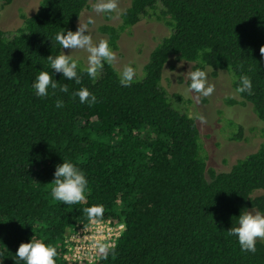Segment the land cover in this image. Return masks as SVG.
Returning a JSON list of instances; mask_svg holds the SVG:
<instances>
[{
	"label": "trees",
	"instance_id": "obj_1",
	"mask_svg": "<svg viewBox=\"0 0 264 264\" xmlns=\"http://www.w3.org/2000/svg\"><path fill=\"white\" fill-rule=\"evenodd\" d=\"M88 1L41 0L11 38L0 29V259L17 264L18 247L33 237L57 248L56 264H77L64 258L65 235L90 222L84 208L102 204L98 220L122 222L124 231L97 264H264V240L247 253L226 233L241 212L264 211V136L228 172L208 170L195 119L174 108L161 87L172 57L226 72L234 91L248 75L253 94L237 93L234 102L264 122V0H130L121 24L101 31L115 49L119 34L142 18L167 26L144 77L123 86L105 64L96 80L81 72L80 84L55 74L68 94L35 96V77L52 71L47 57L62 54L55 35L74 30ZM81 87L95 103L72 98ZM58 98L63 109L55 107ZM63 160L89 179L80 204L50 195Z\"/></svg>",
	"mask_w": 264,
	"mask_h": 264
},
{
	"label": "rangeland",
	"instance_id": "obj_2",
	"mask_svg": "<svg viewBox=\"0 0 264 264\" xmlns=\"http://www.w3.org/2000/svg\"><path fill=\"white\" fill-rule=\"evenodd\" d=\"M40 2L41 0H14L9 5L0 2V29L5 37L11 38L15 31L24 25L25 19L36 13ZM95 2L96 0L88 1V6L81 13L73 32L79 25L87 26L94 41L108 40L107 34L103 33L101 28L120 25L121 14H96L93 11ZM129 5L130 0H119L121 13ZM90 17L94 19V24L87 23ZM168 34L169 29L163 22L152 17L142 18L135 26L119 34L116 48H112L117 57L112 67L120 75L125 66H132L136 70L134 78L144 77L143 69L151 51ZM63 51L77 59L81 68L86 67L87 52L83 50L71 52L70 49ZM195 69L193 63L170 58L164 67L161 87L174 108L195 119L205 152L207 169L217 173L228 172L238 160L259 148L264 136V122L256 117L250 105L242 106L234 102L240 98L233 90L231 77L226 72L214 73L206 68L209 82L215 85L214 93L208 97L190 93L186 73ZM239 131L240 139L232 140L231 137ZM260 194L261 192H258L255 195Z\"/></svg>",
	"mask_w": 264,
	"mask_h": 264
},
{
	"label": "clouds",
	"instance_id": "obj_3",
	"mask_svg": "<svg viewBox=\"0 0 264 264\" xmlns=\"http://www.w3.org/2000/svg\"><path fill=\"white\" fill-rule=\"evenodd\" d=\"M96 14H122L119 8V0H96L93 5ZM94 19L89 18L88 24H94ZM55 41L61 46L62 54L47 57L51 72L41 70L32 82L34 94L40 98H46L50 94L55 96L57 90L60 93L68 94L69 87L60 85L59 81L53 77L55 74H62L66 80H74L80 84L82 80L81 72L92 80H96L105 64L112 65L116 62V53L106 39L98 42L93 40L87 26L79 25L76 31L64 30L55 35ZM63 49L83 50L87 52V63L84 69H80L79 62L71 54H65ZM261 53L264 54V51ZM136 75V70L132 66H125L120 73V83L123 86H130ZM188 91L197 96L208 97L215 91V85L209 82V74L205 67L196 68L186 73ZM238 94H253V82L248 75H241L238 86L235 89ZM73 99L79 98L81 104H93L97 97L88 88L81 87L78 91L72 92ZM65 102L58 98L55 101L57 109H63ZM54 180L50 183V195L54 201L65 205L80 204L87 199L89 191V179L80 167L70 160H63L56 165ZM247 209V208H245ZM89 221L98 220L104 214L102 204L92 205L83 209ZM235 226L226 231L228 237H235L242 252L255 253L257 251V240H264V211L248 209L237 217ZM93 248L98 253V258L107 259L110 252H113L111 245L94 240ZM57 248L42 238H31L29 242L21 243L16 251L17 264H56ZM0 264H4V259H0Z\"/></svg>",
	"mask_w": 264,
	"mask_h": 264
},
{
	"label": "built area",
	"instance_id": "obj_4",
	"mask_svg": "<svg viewBox=\"0 0 264 264\" xmlns=\"http://www.w3.org/2000/svg\"><path fill=\"white\" fill-rule=\"evenodd\" d=\"M124 231V224L116 221H90L86 226L72 228L64 238L66 261L77 264H97L100 260L94 240L108 243L113 248Z\"/></svg>",
	"mask_w": 264,
	"mask_h": 264
}]
</instances>
